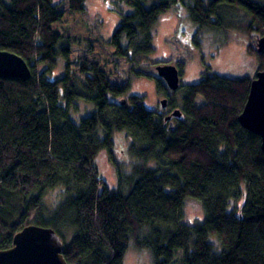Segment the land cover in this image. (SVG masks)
Wrapping results in <instances>:
<instances>
[{"label":"trees","instance_id":"1","mask_svg":"<svg viewBox=\"0 0 264 264\" xmlns=\"http://www.w3.org/2000/svg\"><path fill=\"white\" fill-rule=\"evenodd\" d=\"M64 1L0 0V50L21 56L32 70L27 81L0 79V251L39 225L65 242L72 238L68 264H124L132 241L150 249L155 264H172L178 251L184 264H264L262 139L239 121L253 79L207 74L185 86L183 116L171 129L167 113L148 109L142 96L125 98L130 82L113 84L99 62L81 58L73 68V40L53 28L65 16ZM86 2L67 0L74 12H84ZM127 3L133 11L111 40L116 64L155 79L170 110H178L176 92L146 64L156 53V25L173 7L179 16L187 10L195 47L246 39L264 71V52L252 37L264 36V0ZM59 58L68 62L66 74L54 80ZM184 66L178 65L181 77ZM80 103L94 112L76 123L71 113ZM118 133L132 138L128 171L114 158ZM103 151L117 167L119 186L101 192L96 160ZM52 190L61 196L47 218L44 200ZM188 198L205 212L191 225L184 222Z\"/></svg>","mask_w":264,"mask_h":264},{"label":"rangeland","instance_id":"2","mask_svg":"<svg viewBox=\"0 0 264 264\" xmlns=\"http://www.w3.org/2000/svg\"><path fill=\"white\" fill-rule=\"evenodd\" d=\"M5 1L8 4L11 3V0ZM127 1L87 0L84 12H74L69 9L67 0H65L63 3L65 16L56 22L53 28L73 40L71 55L73 68L77 67V62L81 58L99 62L102 68L110 73L109 78L113 84L122 85L126 81L130 82V90L125 98L142 96L145 98L148 109L160 112L162 111L161 100L164 95L159 93L156 80L132 75L127 62L117 65L114 58L115 49L111 44L113 34L120 25L122 16L133 11ZM183 11V15L179 16L176 7H173L160 18L154 34L156 53L149 58V62L146 64L153 73H157L158 65L185 64L181 87L176 92L178 109H181L180 104L183 102L184 87L199 83L207 74L232 79H254L257 76L259 59L257 56L249 54V43L246 39L234 40L221 48H218L211 40H207L204 46L199 49L193 44L196 28L190 21L187 10ZM67 65L66 59L59 58L58 67L51 78L55 80L63 77L66 74ZM82 79H84L83 76ZM93 112V105L80 103L78 109L71 113V117L76 123H80L82 118ZM114 139V158L122 168L128 171L135 162V157L127 152L132 138L127 133H118ZM96 164L105 183L101 187V192L106 186L110 189H117L119 186L117 167L111 162L106 151L99 154ZM59 195L61 196V193L58 190H52L46 195L44 209L47 218H50L56 211V199ZM204 217L202 203L197 199L188 198L184 206V222L191 225L203 220ZM71 239L68 235L66 242L69 243ZM212 241L217 243L216 238H212ZM183 254V251H178L172 264H184ZM124 264H155V262L150 249H140L132 241Z\"/></svg>","mask_w":264,"mask_h":264},{"label":"water","instance_id":"3","mask_svg":"<svg viewBox=\"0 0 264 264\" xmlns=\"http://www.w3.org/2000/svg\"><path fill=\"white\" fill-rule=\"evenodd\" d=\"M252 37L258 39V52L263 53L264 36L255 33ZM156 71L171 91L177 92L180 89L181 72L178 66L158 65ZM31 77V67L21 56L0 50V79L27 81ZM125 103L126 100H123ZM161 105L166 108L168 99H163ZM182 116L183 112L178 109L167 120ZM239 121L245 129L261 137L264 151V71L258 72L252 80L248 101ZM174 127L175 124L171 122V129ZM66 246L64 239L54 229L29 225L16 235L12 248L0 251V264H68L64 257Z\"/></svg>","mask_w":264,"mask_h":264},{"label":"flooded vegetation","instance_id":"4","mask_svg":"<svg viewBox=\"0 0 264 264\" xmlns=\"http://www.w3.org/2000/svg\"><path fill=\"white\" fill-rule=\"evenodd\" d=\"M249 43V42H248ZM256 46H257V43L256 42H253ZM169 89V88H168ZM164 95V98L163 99H165V98H167L168 99V105H167V107L166 108H163L162 107V111H161V113H167V117H169V116H171L173 113H174V111H176V110H170V108H169V103H170V98H169V95L168 94H163ZM162 99V100H163ZM161 100V101H162ZM182 118V117H181ZM176 119H180V118H177V117H173L171 120H169V122H173L174 123V121L176 120Z\"/></svg>","mask_w":264,"mask_h":264}]
</instances>
